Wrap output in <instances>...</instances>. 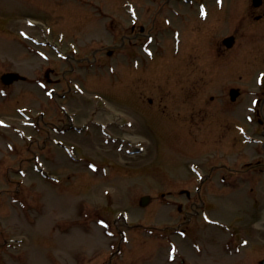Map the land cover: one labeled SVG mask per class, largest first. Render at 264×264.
<instances>
[{
  "label": "rangeland",
  "instance_id": "1",
  "mask_svg": "<svg viewBox=\"0 0 264 264\" xmlns=\"http://www.w3.org/2000/svg\"><path fill=\"white\" fill-rule=\"evenodd\" d=\"M124 1L0 0V75L11 70L27 77L6 87L0 81V264H258L264 257L262 181L222 189L206 182L204 210L223 228L210 226L203 210L191 217L185 194L179 193L199 185L187 164L186 134L174 132L164 114L144 113L134 103L136 92L124 84L123 48L116 57L106 55L120 45L127 25ZM46 39L59 44L61 55L37 43ZM94 48L101 49V64L76 68L52 84L67 98L45 94L47 63L55 64L60 77L64 56ZM141 56L150 62V53ZM252 72L243 70L245 101L251 98ZM147 77L144 93L172 95L170 69ZM196 88L199 93L204 85L197 82ZM60 106L74 112L80 124L89 120L80 134L53 133L68 150L45 145L46 121H66ZM204 138L198 137L199 145ZM243 154L244 161L251 158L250 152ZM142 195L150 196L145 206L139 203ZM187 222L188 233L171 235V227ZM193 237L199 246H193Z\"/></svg>",
  "mask_w": 264,
  "mask_h": 264
},
{
  "label": "flooded vegetation",
  "instance_id": "2",
  "mask_svg": "<svg viewBox=\"0 0 264 264\" xmlns=\"http://www.w3.org/2000/svg\"><path fill=\"white\" fill-rule=\"evenodd\" d=\"M124 2L127 25L121 34L120 45H115L111 54L124 49L126 85L130 92L133 82L147 78L148 67L172 71V95L156 92L148 96L139 89L134 103L142 106L144 113L151 110L171 117L173 131L186 134L187 159L190 160L187 164L199 185H195L194 191L179 193L185 194L192 215L204 211L206 191L201 187L206 182L222 189L230 183L248 185L258 179V182L262 181L259 185L264 187V0ZM99 50L94 49L92 60L86 55L75 59L95 63ZM142 52L150 53L155 61H146ZM73 69L71 66L70 70ZM243 70H253L251 98L246 101L240 88ZM54 72L51 65L46 67V83L64 81L63 77L53 79L51 74ZM197 82L204 85L199 93H196ZM231 88L238 89L233 98L229 93ZM52 94H56L54 90ZM58 95L66 97V93ZM166 102H171V109ZM61 109L67 119L60 127L56 125L61 132H81L89 122L78 124L74 112ZM46 124L47 136L51 139L54 125L51 120ZM199 136V142L206 137L201 145ZM209 143L212 146H208ZM245 146L251 155L246 161ZM208 151L212 157H200ZM229 152L235 153V157L229 158ZM248 190L253 192L254 188L251 186ZM190 228L187 224L183 231L189 232ZM191 243L195 246L194 237Z\"/></svg>",
  "mask_w": 264,
  "mask_h": 264
},
{
  "label": "water",
  "instance_id": "3",
  "mask_svg": "<svg viewBox=\"0 0 264 264\" xmlns=\"http://www.w3.org/2000/svg\"><path fill=\"white\" fill-rule=\"evenodd\" d=\"M19 78V75L16 74V73H6L2 76V79L5 83H10L12 82L13 80L15 79H18ZM148 200V197H143L141 199V203L144 205ZM261 264H264V261L261 262Z\"/></svg>",
  "mask_w": 264,
  "mask_h": 264
},
{
  "label": "bare ground",
  "instance_id": "4",
  "mask_svg": "<svg viewBox=\"0 0 264 264\" xmlns=\"http://www.w3.org/2000/svg\"><path fill=\"white\" fill-rule=\"evenodd\" d=\"M264 222V220L262 221V223ZM260 225H262V224H260Z\"/></svg>",
  "mask_w": 264,
  "mask_h": 264
}]
</instances>
